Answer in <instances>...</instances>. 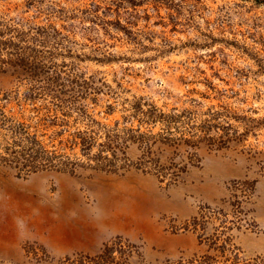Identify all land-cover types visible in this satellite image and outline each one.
Listing matches in <instances>:
<instances>
[{
	"label": "rangeland",
	"instance_id": "rangeland-1",
	"mask_svg": "<svg viewBox=\"0 0 264 264\" xmlns=\"http://www.w3.org/2000/svg\"><path fill=\"white\" fill-rule=\"evenodd\" d=\"M207 256L264 264V0H0V264Z\"/></svg>",
	"mask_w": 264,
	"mask_h": 264
},
{
	"label": "trees",
	"instance_id": "trees-1",
	"mask_svg": "<svg viewBox=\"0 0 264 264\" xmlns=\"http://www.w3.org/2000/svg\"><path fill=\"white\" fill-rule=\"evenodd\" d=\"M153 110H156V109L148 110V113L150 114L151 119H155V115H154V111ZM144 137H146V138H140L141 141L143 142V144H146V143L149 144L151 138H149L145 134H144ZM93 141L94 140L84 141L83 142V147H85V148H83V149H90L92 147L93 143H94ZM121 149H122L121 152L125 155L126 154V149L125 148H121ZM139 149H140V147H139ZM142 150H143V154H144L145 158H147L149 160V162L154 167H156V168L160 167L159 163L155 162L154 160H151V158H149V155L146 153V151L144 149H142ZM42 151H43L42 148L36 147V148H31L30 153L13 152L15 154V156H14L13 153H11V155L13 156V159L16 162H18L20 165L25 166V167L29 166L30 168L34 169L35 165L37 164V161L41 160V158H42V155H41ZM110 153H111L112 160H115L117 158L116 157L117 155L115 153V150L114 151L111 150L110 143L107 142L105 144H102L101 145V150L99 152V155L96 157L97 158L96 163H101V164L102 163H107L108 165L113 164L111 158H108V154H110ZM104 154H106V156H104ZM215 259H216L215 256H213V257L212 256H207V257H205V260H206L205 264H208L209 262L211 263ZM233 264H236V262L233 263Z\"/></svg>",
	"mask_w": 264,
	"mask_h": 264
}]
</instances>
